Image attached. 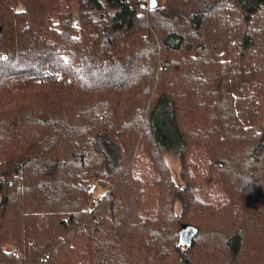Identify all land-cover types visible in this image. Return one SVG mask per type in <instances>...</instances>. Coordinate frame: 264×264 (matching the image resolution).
<instances>
[{
	"label": "trees",
	"instance_id": "obj_1",
	"mask_svg": "<svg viewBox=\"0 0 264 264\" xmlns=\"http://www.w3.org/2000/svg\"><path fill=\"white\" fill-rule=\"evenodd\" d=\"M145 2L0 0V264H264V0Z\"/></svg>",
	"mask_w": 264,
	"mask_h": 264
},
{
	"label": "rangeland",
	"instance_id": "obj_2",
	"mask_svg": "<svg viewBox=\"0 0 264 264\" xmlns=\"http://www.w3.org/2000/svg\"><path fill=\"white\" fill-rule=\"evenodd\" d=\"M78 14L74 15L73 18L77 17ZM164 161L166 165L169 167L170 175L172 179L176 182V184L180 185V176H179V171H180V164L179 161L172 156L165 155L164 156ZM93 187V200L96 201L100 196H102L105 193L106 188H102L98 186L96 183H94L91 188ZM90 188V190H91Z\"/></svg>",
	"mask_w": 264,
	"mask_h": 264
},
{
	"label": "water",
	"instance_id": "obj_3",
	"mask_svg": "<svg viewBox=\"0 0 264 264\" xmlns=\"http://www.w3.org/2000/svg\"><path fill=\"white\" fill-rule=\"evenodd\" d=\"M157 6V0H150L148 7L153 9ZM144 7V5H142ZM1 31V28H0ZM93 187L91 188V190ZM197 228L190 224H182L179 230L178 244L182 247H188L192 243V238L196 235Z\"/></svg>",
	"mask_w": 264,
	"mask_h": 264
},
{
	"label": "built area",
	"instance_id": "obj_4",
	"mask_svg": "<svg viewBox=\"0 0 264 264\" xmlns=\"http://www.w3.org/2000/svg\"><path fill=\"white\" fill-rule=\"evenodd\" d=\"M147 3H149V0H146V2L144 4H147ZM77 23H78V16L73 19L72 25L75 26Z\"/></svg>",
	"mask_w": 264,
	"mask_h": 264
}]
</instances>
